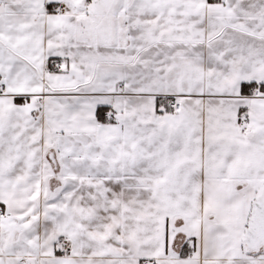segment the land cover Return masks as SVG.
<instances>
[{"label": "snow or ice", "instance_id": "snow-or-ice-1", "mask_svg": "<svg viewBox=\"0 0 264 264\" xmlns=\"http://www.w3.org/2000/svg\"><path fill=\"white\" fill-rule=\"evenodd\" d=\"M0 264H264V0H0Z\"/></svg>", "mask_w": 264, "mask_h": 264}]
</instances>
